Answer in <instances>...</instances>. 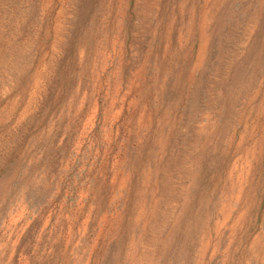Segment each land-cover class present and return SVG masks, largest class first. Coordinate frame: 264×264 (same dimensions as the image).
<instances>
[{
    "label": "rangeland",
    "instance_id": "rangeland-1",
    "mask_svg": "<svg viewBox=\"0 0 264 264\" xmlns=\"http://www.w3.org/2000/svg\"><path fill=\"white\" fill-rule=\"evenodd\" d=\"M0 264H264V0H0Z\"/></svg>",
    "mask_w": 264,
    "mask_h": 264
}]
</instances>
